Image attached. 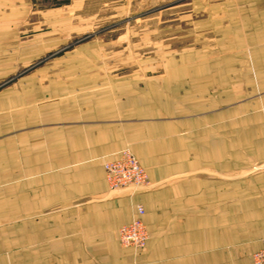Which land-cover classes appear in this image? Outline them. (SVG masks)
<instances>
[{"label": "crops", "instance_id": "obj_1", "mask_svg": "<svg viewBox=\"0 0 264 264\" xmlns=\"http://www.w3.org/2000/svg\"><path fill=\"white\" fill-rule=\"evenodd\" d=\"M214 6L213 44L142 81L0 78V264H252L264 238V0ZM123 148L146 190L110 192L102 162ZM136 204L142 250L117 239Z\"/></svg>", "mask_w": 264, "mask_h": 264}, {"label": "rangeland", "instance_id": "obj_2", "mask_svg": "<svg viewBox=\"0 0 264 264\" xmlns=\"http://www.w3.org/2000/svg\"><path fill=\"white\" fill-rule=\"evenodd\" d=\"M215 1L0 0V47L10 50L1 53L9 65L0 78L6 86L44 69L94 72L98 82L142 81L163 72L170 57L213 44L205 23L221 13Z\"/></svg>", "mask_w": 264, "mask_h": 264}, {"label": "built area", "instance_id": "obj_3", "mask_svg": "<svg viewBox=\"0 0 264 264\" xmlns=\"http://www.w3.org/2000/svg\"><path fill=\"white\" fill-rule=\"evenodd\" d=\"M102 164L104 179L110 192L143 190L149 186L146 173L136 157L127 149L120 150L114 159L104 160ZM134 208L130 222L119 227L117 239L123 247L142 250L148 240V233L141 219L144 208L140 204ZM260 243L259 250L252 254V264H264V238Z\"/></svg>", "mask_w": 264, "mask_h": 264}]
</instances>
